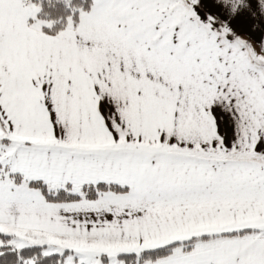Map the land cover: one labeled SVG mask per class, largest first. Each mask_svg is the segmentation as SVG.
I'll return each mask as SVG.
<instances>
[{
  "label": "snow or ice",
  "instance_id": "1",
  "mask_svg": "<svg viewBox=\"0 0 264 264\" xmlns=\"http://www.w3.org/2000/svg\"><path fill=\"white\" fill-rule=\"evenodd\" d=\"M0 0V264H264V0Z\"/></svg>",
  "mask_w": 264,
  "mask_h": 264
},
{
  "label": "trees",
  "instance_id": "2",
  "mask_svg": "<svg viewBox=\"0 0 264 264\" xmlns=\"http://www.w3.org/2000/svg\"><path fill=\"white\" fill-rule=\"evenodd\" d=\"M41 4L44 18L56 21L54 27L59 29L65 22L68 15L72 14L73 8H83L87 10L91 0H33ZM39 264V262H37ZM143 264H151L149 259H145Z\"/></svg>",
  "mask_w": 264,
  "mask_h": 264
},
{
  "label": "rangeland",
  "instance_id": "3",
  "mask_svg": "<svg viewBox=\"0 0 264 264\" xmlns=\"http://www.w3.org/2000/svg\"><path fill=\"white\" fill-rule=\"evenodd\" d=\"M63 1H68V0H63Z\"/></svg>",
  "mask_w": 264,
  "mask_h": 264
}]
</instances>
